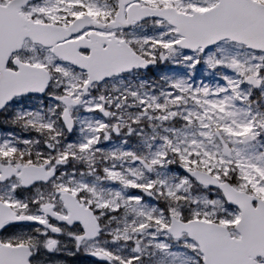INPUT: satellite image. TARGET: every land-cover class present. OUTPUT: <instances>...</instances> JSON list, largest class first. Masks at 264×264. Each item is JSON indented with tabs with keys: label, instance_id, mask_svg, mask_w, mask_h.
Wrapping results in <instances>:
<instances>
[{
	"label": "snow or ice",
	"instance_id": "1",
	"mask_svg": "<svg viewBox=\"0 0 264 264\" xmlns=\"http://www.w3.org/2000/svg\"><path fill=\"white\" fill-rule=\"evenodd\" d=\"M0 264H264V0H0Z\"/></svg>",
	"mask_w": 264,
	"mask_h": 264
}]
</instances>
